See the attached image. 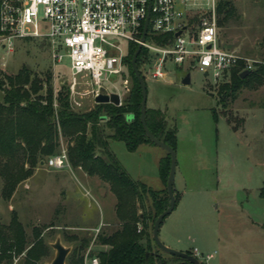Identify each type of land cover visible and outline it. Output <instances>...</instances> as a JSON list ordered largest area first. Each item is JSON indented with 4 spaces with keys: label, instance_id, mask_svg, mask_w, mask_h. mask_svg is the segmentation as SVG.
I'll return each instance as SVG.
<instances>
[{
    "label": "rangeland",
    "instance_id": "374dc122",
    "mask_svg": "<svg viewBox=\"0 0 264 264\" xmlns=\"http://www.w3.org/2000/svg\"><path fill=\"white\" fill-rule=\"evenodd\" d=\"M230 2L231 15L217 23L222 46L242 57L236 67L264 64V0ZM222 16L221 13L219 18ZM12 48L7 51L0 45V71L14 74L29 64L31 76L44 82L49 75L53 97L58 88L67 89L73 110L90 108L96 93L116 92L120 103L128 94L130 77L125 64L119 72L106 74L97 92L88 75L76 74L70 92L73 80L66 56L53 67L41 38H15ZM123 48L124 55L127 45ZM186 71L190 81L183 84L181 78ZM230 72L231 69L224 72L222 80L212 85L211 76L188 64L169 65L166 80H145L146 107L161 108L166 123L176 127L173 187L187 190L183 200L162 218L158 236L167 245L164 232L177 224L179 229L173 233L181 236L183 250L194 254L195 245L203 254L196 256L203 264H264V196L259 193L264 181V84L241 87L232 101L222 104L218 88L230 82ZM45 87L43 83L40 92L44 93ZM225 112L231 116V126L238 130L225 121ZM108 141L111 152L132 178L151 188L165 189L157 168L159 158H166L161 146L144 142L128 150L124 141ZM58 143L56 151L66 147V138L58 136ZM70 167L35 165L7 198L2 195L0 177V222L6 224L14 214L28 239L35 230L39 232L42 243L36 248L39 258L35 264L53 258L51 242L56 237L69 247L67 254L78 244L79 237L90 238L79 251L82 258L86 251L94 254L105 249L106 245L94 240V228L104 222L112 223L107 230L115 226V196L107 183L97 174ZM148 228L151 232V225ZM152 246L168 259L174 257L153 241ZM208 252L214 253L213 257L205 259ZM23 257V252L14 255L10 264H25Z\"/></svg>",
    "mask_w": 264,
    "mask_h": 264
},
{
    "label": "trees",
    "instance_id": "16d2710c",
    "mask_svg": "<svg viewBox=\"0 0 264 264\" xmlns=\"http://www.w3.org/2000/svg\"><path fill=\"white\" fill-rule=\"evenodd\" d=\"M232 8L230 0H217L216 23L229 17ZM221 13L223 16L219 18ZM170 35L153 37L160 41ZM126 45L122 61L130 83L128 94L117 105L108 101L95 102L83 111L73 110L67 89L58 88L53 97L49 75L43 82L37 76H31L26 66L14 74L0 71L1 192L7 198L15 184L26 178L35 165L43 164L47 156L58 152V136H64L70 165L80 167L86 174H97L115 196L114 228L107 230L106 226L112 223L104 222L102 225L105 227L98 226L93 237L97 243L107 246L94 252L99 258L97 264H185L187 261L183 258L174 255L170 260L152 246L148 227L151 225L152 229L155 217L168 205L165 185V189H154L142 180L132 178L109 148L108 140L111 138L124 141L128 150L136 149L140 143H152L140 123L141 92L130 60L137 44L129 42ZM145 55L146 49L141 46L136 55L139 72ZM236 65L231 68L230 82L220 84L218 88L222 104L225 100L232 101L241 87L264 84V64L249 68L245 76L239 73L242 67ZM43 83H46L44 93L40 92ZM145 108V124L152 135L175 148V125L166 123L161 108ZM212 112L215 115L214 110ZM223 116L233 130L237 129L231 126V116L227 112ZM262 132L264 135V119ZM164 157L159 158L157 168L159 177L166 182L170 156L166 152ZM262 185L259 193L264 196V181ZM174 196L176 201L179 194L175 189ZM38 234L35 230L28 239L14 214L6 224L0 222V264H10L14 255L22 252L25 264H35L39 258L36 248L42 243ZM79 238L78 244L67 254L66 264H81L79 251L90 238L85 235ZM187 252L192 253L191 250ZM89 254L92 255L91 252Z\"/></svg>",
    "mask_w": 264,
    "mask_h": 264
},
{
    "label": "built area",
    "instance_id": "2783aa9c",
    "mask_svg": "<svg viewBox=\"0 0 264 264\" xmlns=\"http://www.w3.org/2000/svg\"><path fill=\"white\" fill-rule=\"evenodd\" d=\"M217 0H0V45L11 51L14 39L44 40L53 67L68 58L73 80L83 73L94 91L105 75L119 72L123 45L141 44L146 55L140 73L144 79L166 80L168 66L184 64L211 76L217 85L242 58L222 46L216 23ZM147 18L143 38V24ZM180 31L178 34H175ZM170 36L157 41L154 35ZM250 64L242 68L248 69ZM241 69V70H243ZM53 168H71L66 147L46 157ZM140 226H138V229ZM94 235L98 227L94 228ZM195 256L203 254L192 249ZM213 255L205 254V259ZM86 251L81 264H97Z\"/></svg>",
    "mask_w": 264,
    "mask_h": 264
},
{
    "label": "water",
    "instance_id": "95a60500",
    "mask_svg": "<svg viewBox=\"0 0 264 264\" xmlns=\"http://www.w3.org/2000/svg\"><path fill=\"white\" fill-rule=\"evenodd\" d=\"M146 23H147V18L145 19L144 24H143V33H142L141 39L143 38L145 30H146ZM179 32L180 31H177L175 34H178ZM140 48H141V44L137 43L136 49L133 52L131 59H130L132 70L134 72V76H136L137 78V81L140 87V92H141V100H140V106H139L140 123L143 126L144 133L146 137L148 138V140H150L153 144L156 143L159 146H161L170 156V163H169V169H168L169 173H168V176L165 182V188L167 190V195H168V203H167L168 205L161 212H159L157 216L155 217L153 225H152V229H151V236H152L153 242L157 245V247H159L163 251L168 252L172 255L181 257L189 263L201 264V262L198 260V258L194 254L188 253L187 251L176 249V248L173 249L165 245L158 236V228L162 221V218L166 214H168L171 210H173V207L175 206L173 179H174V174H175L176 155H175L174 148L168 145L167 143H165L164 141L158 139L155 135L153 136L147 124H145L144 115H145V110H146L145 106H146V97H147L146 85L144 82V78L140 75L139 69L136 64V55L139 52ZM29 67H30L29 64H27V68ZM248 72H249V69H243L239 73L241 76H245L246 74H248ZM189 81H190V75H189V72L186 71L183 74V77L181 78V83L185 84V83H188ZM94 100L95 102L108 101V102H112L115 105L120 103L119 94L116 92H112V91L108 93H96ZM51 246L54 249V254H53L54 256L50 261L43 263V264H64L65 258L67 256L66 254L69 251V247L61 243V240L58 237L55 238V241L51 242Z\"/></svg>",
    "mask_w": 264,
    "mask_h": 264
},
{
    "label": "crops",
    "instance_id": "0c3cea01",
    "mask_svg": "<svg viewBox=\"0 0 264 264\" xmlns=\"http://www.w3.org/2000/svg\"><path fill=\"white\" fill-rule=\"evenodd\" d=\"M239 128H237L236 130H238ZM174 188V187H173ZM176 192H178L179 196H178V199L175 201V206L178 204L179 201L183 200L184 196L186 195L187 193V190H186V187L182 190H179V189H176L174 188ZM179 229V227L177 226V224H173L172 226L170 227H167V230L164 232V236H165V240H166V244L168 246H171V247H177L179 249H182L183 250V241L181 239V236L174 234L176 232V230ZM174 232V233H173ZM196 248V250L198 251V248L194 245L192 246V249L193 248ZM185 251V250H184ZM201 253V251H199ZM214 254V253H213ZM213 257V255L211 256ZM209 257V258H211Z\"/></svg>",
    "mask_w": 264,
    "mask_h": 264
}]
</instances>
